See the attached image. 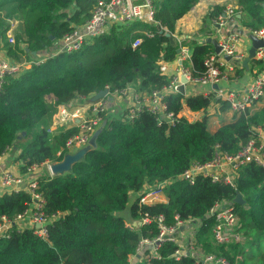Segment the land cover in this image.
Wrapping results in <instances>:
<instances>
[{
	"label": "trees",
	"instance_id": "obj_1",
	"mask_svg": "<svg viewBox=\"0 0 264 264\" xmlns=\"http://www.w3.org/2000/svg\"><path fill=\"white\" fill-rule=\"evenodd\" d=\"M199 0H154V19L158 22L114 26L108 33L69 54L48 55L32 63L18 75L7 76L0 87V155L10 147L23 172L27 165L46 159H60L66 139L77 132L76 126L51 128L52 115L61 104L96 93L108 86L110 92L136 82L137 91H150L168 83L175 73L161 62L178 60L179 44L190 50L188 66L192 75L204 70V59L214 50L205 39L179 35L177 20ZM95 0H0V37L8 29V21L16 14L23 22V33L16 34V53L19 61L45 54L74 25H80L90 16ZM241 8L239 25L243 28L264 26V0H238ZM223 9L211 5L206 11L205 24ZM168 33H163L161 27ZM151 31L145 35L143 31ZM140 36L136 46L131 42ZM27 48L28 50H25ZM110 48L111 54L100 63L82 66L79 58L85 52ZM91 49V50H89ZM88 50V51H87ZM34 52V54L32 53ZM261 59H250L251 66L261 67ZM244 70V65L235 73ZM48 98H50L48 100ZM214 101L217 110L228 109L220 98L201 94L186 95L173 91L164 96L166 110L175 114L174 122L147 110H140L131 121L127 111L112 108L104 111L106 123L99 132L97 147L87 152L85 161L76 162L73 172L64 175H46L39 180L37 191L44 198L43 210L50 216L59 212L47 226V239L32 233V228L12 230L0 236V264H129L140 238H153L155 224L127 226L122 214L132 193H138L144 184L175 177L190 161L206 162L212 158L215 145L227 153H236L240 146L255 135L254 128L264 123V103L254 109L234 114L213 131L208 128L207 115L188 119L179 115L182 109L205 111ZM114 113V114H112ZM22 132H25L22 134ZM240 193L244 202L235 201ZM166 199L152 203H138V197L129 203V214L140 218L143 214H162L166 224L181 219L198 218L195 233L203 250L222 256L231 263L264 264V168L247 162L238 169L235 186L213 182L198 176L193 183L175 180L164 189ZM232 200L241 218L248 242H257L255 251H245L237 243L216 245L211 240L213 219L207 210L217 200ZM31 202L24 189L0 194V216H12ZM176 244L166 242L160 249L161 258L137 260L132 264H201L192 256L175 260L169 255ZM243 256V261L236 259Z\"/></svg>",
	"mask_w": 264,
	"mask_h": 264
},
{
	"label": "built area",
	"instance_id": "obj_2",
	"mask_svg": "<svg viewBox=\"0 0 264 264\" xmlns=\"http://www.w3.org/2000/svg\"><path fill=\"white\" fill-rule=\"evenodd\" d=\"M154 11V0H95L86 21L80 25H74V28L65 33L52 49L45 54L34 55L19 61L12 59L11 54H15L17 50L14 38L8 35L5 41L6 55L0 58V87L7 76L18 75L26 67L32 63L41 62L48 55L69 54L77 51L95 37L108 33L114 26L128 25L135 21L157 24L158 22L154 19ZM240 13L239 4L226 5L219 14L210 19L209 22L215 34L214 37H210L217 40L220 50L218 52L213 50L204 59L202 74L194 76L190 68L183 65L184 61L189 60L190 50L186 45L179 44L178 61L180 63L168 83L146 92L137 91L136 85H132L133 82L123 89H115L112 92L109 91L108 86H105L107 95H111L112 99L124 95L123 97L128 99L125 110L127 111L126 118L129 121L138 111L147 110L156 115L159 121L164 119L171 123L175 121V114L166 110L164 96L176 91L177 85L180 84V77L184 76L187 80L186 83L195 86H209L208 90H204L200 94L207 98H220L228 104V109L234 114L252 110L253 106L264 98V26L254 29L241 27L238 22ZM228 25H235V27L228 29ZM161 30L163 33H168L163 26ZM143 34L152 35L151 31L147 30H144ZM250 34L263 41V45L255 49L254 56L262 60L260 69L239 87L229 86L228 83L226 86L221 85L224 81L228 82L229 76L242 66L243 59L249 53ZM140 40L141 37L137 36L131 45L136 46ZM225 56L229 58L226 59ZM164 68L162 66V69ZM107 95L94 100L87 99L85 110L75 109L69 112L68 105H73L72 102L68 105L58 106L57 118L54 120L56 127L76 126L77 132L66 139L63 148L59 149L57 154L62 151H73L87 142L92 132L100 125L101 114L107 110L109 102ZM89 96L88 98L91 97ZM85 98L79 96V99ZM214 105V101H211L208 108ZM254 130L255 135L246 140L234 154L227 153L215 145L210 160L206 162L192 160L175 177L161 179L152 184H144L140 192L134 194L138 197V203L164 201L165 199L162 197H165L164 189L167 185L175 180L193 183L198 176L209 177L213 182L234 187L240 166L252 161L264 168V123L255 127ZM50 161L46 159L40 163L29 164L23 172L20 171L21 173H14L9 168L0 169V194L24 189L31 195L30 204L22 211L16 212L12 216L5 214L0 216V236H8L12 230L18 231L23 227H28L32 228V233L36 236L47 239L48 224L60 215L59 212L50 216L45 213L43 210L44 198L37 191L39 180L46 175H51L48 168ZM205 215L213 219L211 240L214 244L237 243L243 245L246 242L242 221L235 210L234 201L217 200ZM139 219L144 224H155L157 234L153 238H140L135 253L129 256V264L142 259H160L159 249L166 242L176 244L175 249L169 255L175 260L184 256H192L196 262H201V264H238L236 261L231 263L230 260L222 256L203 250L195 238L200 224L198 218L181 219L176 214L171 225L166 224L162 214L150 216L145 213ZM126 224L129 227H134L130 222ZM236 259L241 262L243 256L237 255Z\"/></svg>",
	"mask_w": 264,
	"mask_h": 264
},
{
	"label": "crops",
	"instance_id": "obj_3",
	"mask_svg": "<svg viewBox=\"0 0 264 264\" xmlns=\"http://www.w3.org/2000/svg\"><path fill=\"white\" fill-rule=\"evenodd\" d=\"M214 4L222 5L224 8V5H226V4L237 5L238 0H199L186 14H184L182 17H180L177 20L176 26H175L176 32L179 35H183L185 37L193 36L197 40L206 39L210 36L214 37L215 34L212 31V28H211L209 21L207 24L204 25V27L206 29L201 30V26L203 25L204 15H205L206 11L208 10V8ZM8 23H9V27L6 30V34L2 35L0 37V58L2 56L6 55V42H5L7 39L6 36L8 34H13L14 36L16 34L22 35V33H23V22H22V18L20 17V15H18V14L14 15L8 21ZM234 27H235V25H228L227 26L228 29H233ZM249 46L251 47V42H250ZM166 65H167V67H169L170 71L172 70L175 72V69L179 65V62H178V60L176 62H172V63L161 62V67L162 66L165 67ZM256 69H257L256 65L251 66L250 62H248L247 65L244 66V70H242L240 73H235V71H234L233 75L230 74L231 76H229L228 82L224 81L221 83V85L226 86L228 83L229 86L239 87V86L245 84L250 79V77L252 75H254L251 72L256 71ZM132 85H137V84H136V82H133ZM208 89H209V86H202V85H196L195 86V85L190 84V83L185 84V94L186 95L200 94L202 91L208 90ZM48 99H50V98H48ZM108 101H110V100H108ZM111 101H112L111 105H112V108L114 110L119 109L122 111L123 108L125 109V107L127 105L126 98L123 99V101L121 99H118V98H113ZM123 103H124V107H120V104H123ZM263 103H264V98L262 100H260L259 102H257L253 106L252 110L260 107ZM68 108H69L68 109L69 112H72L73 108L80 109L76 103H75V105H68ZM80 110H83V109L81 108ZM207 111H209V112L207 113ZM57 112H58V107H57L56 112L52 115L51 128L56 127V125L54 124V120L57 118ZM202 112L207 113L206 114L207 115V125L211 131H213L217 126H219V124L221 122L228 121V120L232 119L234 116V113L231 112L229 109L222 110V111L217 110L216 105L212 106L211 108H208L205 111H200V112H193V111L188 110L187 108H184L181 110L179 115H183V116L187 117L188 119H192V118H198L196 116ZM199 117H201V115ZM75 121H76V119H75ZM14 155H15V153H14ZM3 168H9L14 173H21L20 169H19V162L14 159V156H13V158H9L7 152H5L2 156H0V169H3ZM134 194L135 193H132L130 197L135 196ZM162 199H166V198L163 196ZM124 217H125V215H124ZM125 219H126V217H125ZM127 222H129V221H127Z\"/></svg>",
	"mask_w": 264,
	"mask_h": 264
},
{
	"label": "water",
	"instance_id": "obj_4",
	"mask_svg": "<svg viewBox=\"0 0 264 264\" xmlns=\"http://www.w3.org/2000/svg\"><path fill=\"white\" fill-rule=\"evenodd\" d=\"M240 17V15H238ZM249 39L251 40V47L249 48V53L248 55L243 59L242 65L246 66L247 63L251 58L255 56V49L259 46L263 45V41L260 38L255 37L254 35L250 34ZM207 42H210L213 46V49L215 52H218L220 50V47L218 45V42L215 38L208 37L205 39ZM25 50H28L25 48ZM34 54V52H32ZM226 59H228V56H225ZM180 63V61H178ZM186 78L184 76L180 77V84L177 85L176 91H178L181 94H185V83H186ZM107 95V89L103 88L96 93H94L91 97L90 100H94L97 98H101L103 96ZM108 100H112L111 95H107ZM106 120L103 119L100 123V125L92 132L90 135L89 139L87 140L86 143L83 145L77 147L73 151H64L60 159H54L51 160L48 163V168L50 171V174L52 176H59V175H64L66 173H72L73 172V165L76 162H82L85 161V157L87 152L95 149L97 147V136L99 132L102 130V128L105 126ZM25 132H22L24 134ZM135 197L132 196L130 197L131 200H129L126 208L122 211V213L125 215L126 220L129 221L134 227L138 228L141 225V221L138 218H133L129 214V203L134 199ZM236 202L243 203L244 200L241 196L240 193L236 194V197L234 198ZM38 226V225H37Z\"/></svg>",
	"mask_w": 264,
	"mask_h": 264
},
{
	"label": "rangeland",
	"instance_id": "obj_5",
	"mask_svg": "<svg viewBox=\"0 0 264 264\" xmlns=\"http://www.w3.org/2000/svg\"><path fill=\"white\" fill-rule=\"evenodd\" d=\"M226 5H233V4H226ZM226 5H224V6H226ZM5 34H6V31L2 35H5ZM8 35L13 37V38H15V36L13 34H8ZM8 35L6 36V38L8 37ZM89 50H91V49H89ZM110 52H111L110 48H100V49H97V50H94V51H91V52H85L81 56V58H79V61H80L81 65L85 66V67L90 66V65H94V64H97V63H100L101 61H103L105 59V57H107L108 55L111 54ZM123 96L124 95H122V97H120L118 99H121L123 101V99H125ZM87 99L90 100V98H88V97H86L85 99L77 98V99H74V101H72V104L75 105V103H76L79 106L80 109L82 108L83 110H85V106H86V104L88 102ZM126 100L128 102V99H126ZM108 106H109L108 109H110V107H111L110 104ZM120 107H124V103L120 104ZM73 110H75V108H73ZM115 110H116V112H115V115H116L117 111L119 109H115ZM208 112L209 111H207V113ZM207 113H204V112L199 113L196 117H199L200 115L207 114ZM112 114H114V113H112ZM6 152L8 153V157L9 158H13L14 153L11 150V147ZM245 241L246 242H244V244L242 245L244 247L245 251H252V250L255 251L258 248V246L256 244L257 242H248V238L247 237H246ZM261 245H262V247H264V239L262 240V244Z\"/></svg>",
	"mask_w": 264,
	"mask_h": 264
}]
</instances>
